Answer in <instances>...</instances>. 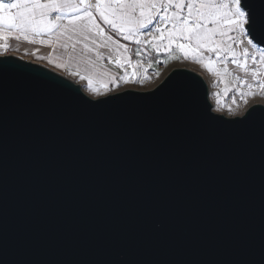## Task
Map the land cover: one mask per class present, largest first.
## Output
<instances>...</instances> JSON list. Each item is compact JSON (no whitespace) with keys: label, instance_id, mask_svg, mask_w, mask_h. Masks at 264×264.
<instances>
[{"label":"water","instance_id":"obj_1","mask_svg":"<svg viewBox=\"0 0 264 264\" xmlns=\"http://www.w3.org/2000/svg\"><path fill=\"white\" fill-rule=\"evenodd\" d=\"M0 70V264H264V103L218 113L188 67L99 97Z\"/></svg>","mask_w":264,"mask_h":264},{"label":"snow or ice","instance_id":"obj_2","mask_svg":"<svg viewBox=\"0 0 264 264\" xmlns=\"http://www.w3.org/2000/svg\"><path fill=\"white\" fill-rule=\"evenodd\" d=\"M97 15L125 41L151 47L157 53L161 50L170 53L175 46L181 56L170 59H191L220 77V82H224L225 76L234 75L229 63L239 68L253 83L235 75V87L223 89V96L237 107L240 103L246 106L248 97L256 95L252 91L254 87L264 92V79L261 78L264 77V0H95L94 4L89 0H0V41H3L0 50H9L10 39L36 43V38L44 36L55 35L57 41L65 36L72 41L75 36L71 47L74 49L76 44H82L86 53L95 52L96 59L87 56L83 59L87 75L76 71L70 74L85 81L87 89L100 96L101 89L111 91L116 78L103 79L109 74L99 71L96 61L104 59L99 48L109 49V62L114 53L115 64L121 69L126 65L133 68L142 65L140 61L132 64L128 45L107 34ZM98 38L102 42L98 43ZM39 42L48 44L51 41L40 39ZM61 46L67 48L69 45ZM54 66L63 67L59 63ZM151 67L149 64L148 68ZM2 72L0 70V74ZM155 75L159 76V71ZM138 79L136 71L125 72L120 77L125 83ZM245 85L248 92L241 91ZM220 97L221 93H216L218 105L222 104ZM256 107L245 112L242 119H248ZM259 107L264 109V106Z\"/></svg>","mask_w":264,"mask_h":264},{"label":"rangeland","instance_id":"obj_3","mask_svg":"<svg viewBox=\"0 0 264 264\" xmlns=\"http://www.w3.org/2000/svg\"><path fill=\"white\" fill-rule=\"evenodd\" d=\"M0 54H15V55L24 57L26 59L38 61V58L35 56V54L29 52L25 48L23 49V48L9 47L8 51L5 52L1 50ZM171 56H181V54L175 49V46H173V49L170 53L161 52V54H159L156 51H154L151 47H145L143 45H140L139 54L135 55V58H136L135 62L140 61L142 65V66H139V74H138L139 79L136 82H129L126 88H135V89H141V90L153 88L173 68L188 67L195 71L200 72L204 76L209 86V97L213 104V110L218 113H223L227 116L242 115L250 105L257 103V102L264 103V92H262L258 87H254L252 89V91L255 92L256 95L254 97H248V103L246 106L243 103H240L239 106L237 107L236 105H233L231 99H226L223 96V89L225 87H235V83H236L234 79L235 75H240L242 78L246 79L248 83H253L252 78L250 76H247V77L244 76V73L241 72L239 68L233 66L231 63L228 64V67L234 75L225 76L223 78L224 82H220L221 81L220 77L209 73L200 64L192 61L191 59L185 60L182 57L180 59H170ZM156 61H159L160 63L157 64ZM149 64L152 65L151 68H148ZM249 64H251V60H249ZM146 68L148 69L147 72L144 71V69ZM157 71H159L160 73L159 76L155 75V72ZM145 75L148 77L147 79H143ZM261 78L264 79V77H261ZM141 80H143L142 83L140 82ZM119 90H122V89L111 91L109 93L116 92ZM85 91L93 97H99L95 95L94 93L90 92L89 90H85ZM241 91L248 92L247 85L241 88ZM218 92L221 93L220 98L222 100V104L220 105L216 104V93ZM103 95H106V94H103ZM232 95L235 96L236 93L233 91ZM237 99L239 100V97H237ZM229 107L232 108V111H229Z\"/></svg>","mask_w":264,"mask_h":264},{"label":"crops","instance_id":"obj_4","mask_svg":"<svg viewBox=\"0 0 264 264\" xmlns=\"http://www.w3.org/2000/svg\"><path fill=\"white\" fill-rule=\"evenodd\" d=\"M89 2L91 4H94L95 0H89ZM97 20L101 24V26L105 28V31L107 34L112 35L113 38L116 40H119L120 43L128 45V48L130 50L129 55H130L131 62L133 65H135L136 64L135 62L136 51L137 49H139L140 46L136 45L135 43L131 41L123 40V38L118 33L113 32L109 26L104 25L103 21L99 20L98 15H97ZM36 39H37L36 43H29L28 41H25L23 39L21 40L10 39L9 44H10V47L27 49L29 52L35 54V56L38 58V61L60 71L61 73L69 75L70 77L74 78L76 81L80 82L85 90H88L87 87L85 86L86 85L85 81H81L78 76H73L70 73L76 71V72H79L80 75H87L88 71L85 70V65L83 64L82 61L86 56L88 58L95 60L96 59L95 52L86 53L85 50L83 49L82 44H76V47L73 49L71 47V44L75 41L76 39L75 36L73 37L72 41H68L67 36L62 37L59 41H57L55 35H52L50 37L44 36V37L36 38ZM40 39L50 40L51 42L48 44H41L39 42ZM100 42L102 41H100L98 38V43ZM0 43H3V41H0ZM64 43H68L69 46L67 48H63L61 45ZM98 51L102 53L104 57V59L96 61L99 71L101 73L107 72L109 74L107 77H103V79L107 81L111 79L112 77L116 78V83H113L111 85V91L123 89L128 86L129 82L125 83L122 80H120V77L123 76L125 72L131 73L133 71H136L137 76H138L139 66H136L135 68H133V67H129L126 65L124 69H121L119 66L115 64V54L114 53H112V62H109V60L107 59L110 55V51L107 47L99 48ZM161 52H164V51L161 50L159 54H161ZM49 60H52V63H49ZM57 63L62 64L63 67H55L54 65ZM111 91L101 89L102 95L107 94Z\"/></svg>","mask_w":264,"mask_h":264}]
</instances>
